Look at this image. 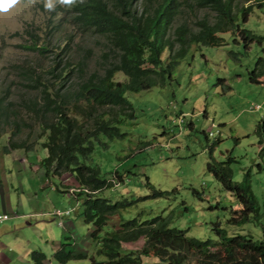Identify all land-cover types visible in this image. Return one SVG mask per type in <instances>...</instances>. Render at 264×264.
Here are the masks:
<instances>
[{
    "label": "rangeland",
    "instance_id": "rangeland-1",
    "mask_svg": "<svg viewBox=\"0 0 264 264\" xmlns=\"http://www.w3.org/2000/svg\"><path fill=\"white\" fill-rule=\"evenodd\" d=\"M139 1L135 4L138 10ZM263 1L234 0L238 7L255 6ZM49 3L52 8L46 6ZM58 5L63 7L59 0H17L7 11L0 10V92L7 90L8 99L37 95L36 90L26 86L29 80L25 79V69L30 67L34 75L46 69L67 38H71L72 50L63 56L62 63L68 58L74 62L77 55L83 54L82 48L87 47L91 50L88 73L101 71L107 63L108 59L102 56L107 50L105 40L95 33H82L64 21ZM213 15L205 7L194 12L184 9L175 17V23L185 20L195 29L196 19L212 20ZM53 26L56 27L52 29ZM243 27L261 37L260 41L244 46L238 36L220 33L223 40L219 46L192 44L172 67L163 85L125 94L134 117L119 126L122 137L108 139L100 134L85 161L96 165L102 177L113 181L112 186L96 192L97 196L110 203L127 204L108 218L102 232L119 219L161 215L168 219L169 226L185 229L186 236L199 240H218L211 230L214 222L219 223L227 236L264 238V153H259L254 131L264 116V6L253 8ZM31 40L37 45L49 43L51 51L41 56L25 49L23 46ZM115 78L122 79L119 73ZM24 134L25 130L18 136ZM6 135L0 136V143H4ZM33 138L34 134L30 139ZM35 147L33 156L43 157L45 150L38 144ZM28 159L13 168L12 180L20 183L12 189L14 195L22 197L20 186L23 194H28L39 179L46 184L34 188L35 195L29 203L35 216L29 218L31 226H23L19 233L27 239L26 243L42 253L52 242H64L63 237L88 249L81 239L90 241L87 232L91 227L77 213L79 202L74 200L77 184L68 173L59 178L51 174L44 176L37 160L31 156ZM30 162H36L38 168ZM218 162L226 163L231 180L247 184L253 197L251 205L245 204L246 217L241 221L233 222L231 218L242 216L243 204L206 169V163L213 166ZM114 171L124 174L121 182L116 180ZM145 178L153 189L168 193L151 197L153 191ZM57 208L61 213L68 209L70 214L53 215L51 211ZM69 216L73 227L65 233L62 227ZM140 244L138 239L121 246L136 249ZM93 258L103 259L95 250ZM158 263L154 257H141L140 264ZM67 264H89V261L70 260Z\"/></svg>",
    "mask_w": 264,
    "mask_h": 264
},
{
    "label": "trees",
    "instance_id": "trees-1",
    "mask_svg": "<svg viewBox=\"0 0 264 264\" xmlns=\"http://www.w3.org/2000/svg\"><path fill=\"white\" fill-rule=\"evenodd\" d=\"M137 1L76 0L71 6H57L64 21L82 33H95L105 40L107 50L102 56L108 59L107 63L101 71L88 73L87 59L91 55L88 47L82 48L83 54L77 55L74 62L68 58L62 63L63 56L72 50L71 38H67L46 69L36 72V75L30 67L25 69V79L29 80L26 86L36 90L38 96L10 100L7 90L0 92V136L7 133L4 143H0L1 151L7 153L11 149H22L27 153L38 144L45 150L44 156L37 158L44 176L51 174L59 178L68 173L75 181L74 197L79 202L81 220L90 225L88 237L96 246L95 254L103 258L96 261L89 256L91 264H140L141 257L146 256L156 258L158 264H264V238L252 239L240 234L227 236L218 222L211 227L217 241L188 237L185 229L169 226L168 219L161 215L147 219H119L114 226L102 232L108 218L118 214L127 204L110 203L97 196L96 192L112 186L113 181L102 177L96 165L85 161L92 152L93 141L100 134L108 139L122 137L119 126L124 120L134 117L125 94L163 85L170 77L172 67L192 44L219 46L223 40L219 34L224 32L238 36L244 46L261 39L243 24L252 9L264 6V1L255 6L238 7L234 0H140L139 10L135 8ZM204 7L214 13L212 20L205 17L196 19L195 29L185 20L175 23V17L182 10L194 12ZM35 40L23 47L41 56L51 51L49 43L37 45ZM117 73L122 79L115 78ZM70 78L72 81L67 83ZM23 130L24 136L19 137ZM254 131L262 154L264 116ZM32 134L34 138L31 140ZM206 169L243 204L242 216L231 218V221L243 220L247 211L245 204L253 202L247 184L233 182L230 169L224 162L213 166L206 163ZM113 173L121 182L124 174ZM145 182L152 188L147 178ZM152 191L151 197L168 193L153 188ZM138 239H141V244L136 249L121 246ZM30 256L33 264H41L44 255L34 250ZM53 256L65 262L85 255L73 254L62 244Z\"/></svg>",
    "mask_w": 264,
    "mask_h": 264
},
{
    "label": "crops",
    "instance_id": "crops-1",
    "mask_svg": "<svg viewBox=\"0 0 264 264\" xmlns=\"http://www.w3.org/2000/svg\"><path fill=\"white\" fill-rule=\"evenodd\" d=\"M35 148L27 151V153H25L22 149H11L8 150L7 153H2L0 147V214L8 215L7 219L0 222V264H33L29 251H31L32 248L35 250V248L33 244L29 245V242L26 243L27 239L23 236V234L19 233V229L23 226L26 228L31 226L29 218L34 217L35 213L32 210L29 201L32 202V198L35 195L34 188L39 189L44 186L46 182L39 179V182L34 188L30 187L31 192L29 191L28 194H23L22 187L20 186V193L22 194V197H20L18 195H14V192L12 191V189H15V187L20 184L17 181H13L12 177L14 171L13 168L18 166V162H26V160H29L28 157L30 156L32 159L34 158L37 160L36 155L35 157L33 156L36 154ZM31 163L37 167L36 162H30L28 164ZM74 200L78 201L76 197H74ZM56 211L60 212L62 215L70 214V210L68 211V209H65L63 210L65 212L61 213L58 208L55 211H51V213L56 215L54 214ZM79 211L80 208L77 213L79 214V218H81ZM64 223V227H61L64 229L63 232L66 233L71 227H73L70 216L64 221ZM63 238L64 242L60 241L56 244L52 242L51 246L46 247V250H44L45 253L37 250L44 255L41 260V264H67L70 260L81 259H88L89 264H91L88 257L93 256L95 250V246L91 240L88 242L87 240H84V238L81 239L82 243L85 246H88V249H85L83 247L80 248L75 243L71 244V242L67 241V237ZM88 239L90 238L88 237ZM23 241L24 243H21ZM62 244L64 249L71 250L73 254H84V258L69 259L65 262L58 261L53 256V252H55ZM70 246H72V249Z\"/></svg>",
    "mask_w": 264,
    "mask_h": 264
},
{
    "label": "clouds",
    "instance_id": "clouds-1",
    "mask_svg": "<svg viewBox=\"0 0 264 264\" xmlns=\"http://www.w3.org/2000/svg\"><path fill=\"white\" fill-rule=\"evenodd\" d=\"M75 2L76 0H59L60 4L69 5V6L73 5ZM16 3H17V0H0V10L7 11L12 5ZM46 6L49 8H52L51 3L47 4ZM56 215H59V214H56Z\"/></svg>",
    "mask_w": 264,
    "mask_h": 264
},
{
    "label": "built area",
    "instance_id": "built-area-1",
    "mask_svg": "<svg viewBox=\"0 0 264 264\" xmlns=\"http://www.w3.org/2000/svg\"><path fill=\"white\" fill-rule=\"evenodd\" d=\"M55 214H60L58 211L55 212ZM7 215L6 214H0V222L7 219Z\"/></svg>",
    "mask_w": 264,
    "mask_h": 264
}]
</instances>
